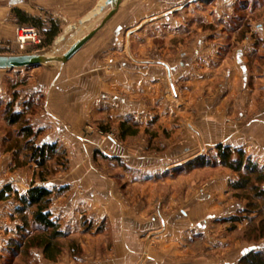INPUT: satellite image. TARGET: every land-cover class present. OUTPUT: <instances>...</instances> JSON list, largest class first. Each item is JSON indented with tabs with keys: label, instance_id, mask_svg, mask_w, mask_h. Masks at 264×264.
Returning <instances> with one entry per match:
<instances>
[{
	"label": "crops",
	"instance_id": "obj_1",
	"mask_svg": "<svg viewBox=\"0 0 264 264\" xmlns=\"http://www.w3.org/2000/svg\"><path fill=\"white\" fill-rule=\"evenodd\" d=\"M103 1L106 0H39V3L53 9L62 22L76 23L89 17ZM188 1L123 0L117 13L65 67L43 73V82L30 89V93L40 91L47 95L46 124L52 125L53 133H57L54 139L46 135L42 144L61 141L70 152V176L65 188L52 196L53 219L65 233L75 232L83 215L100 220L111 231V250L101 256L98 264H203L198 250L191 248L189 242L200 235L207 219L217 216L212 195H168L158 214L154 209L159 196L141 193L137 195L139 201L131 205L109 176L95 177L90 182L89 171L83 173L84 168L88 170L93 164L85 155L95 151H101L107 158L131 157L134 161L141 155L144 144L138 142L136 135L121 138L119 144L102 137L97 127H111L119 134L120 124L138 115L142 88L157 98L156 91L165 84L164 72L173 79L176 88L181 84L182 93L169 102L182 107L176 113L182 125L176 135L193 143L198 136L211 146H243L251 154L256 152L264 163V66L257 72L251 69L247 56L251 46L247 42L234 48L232 57L223 61L211 58L216 54L208 52L203 43L193 49L185 48L182 61H178L181 73L176 70L174 57L169 60L165 57L160 65H142L127 58V47L122 42L129 33L133 41L150 31V42L161 36L168 44L173 35L164 29L173 28L174 10L184 11ZM157 49L132 48L131 52L137 59L148 55L149 60L157 61ZM168 87L171 88L170 83L165 88ZM165 128L170 129L171 125L166 124ZM65 135H72L76 141ZM169 144L174 145L172 141ZM1 162L0 159V165ZM5 182L13 184L14 180ZM79 184L88 190H98L80 195ZM9 224L5 219L0 230L6 231ZM100 236L75 239L87 255ZM36 253L42 258V251ZM72 261L63 256L58 263Z\"/></svg>",
	"mask_w": 264,
	"mask_h": 264
},
{
	"label": "rangeland",
	"instance_id": "obj_2",
	"mask_svg": "<svg viewBox=\"0 0 264 264\" xmlns=\"http://www.w3.org/2000/svg\"><path fill=\"white\" fill-rule=\"evenodd\" d=\"M96 8L92 11V15L82 20L86 21L81 24V22L69 23L65 20L62 22L61 16L55 14L53 9L40 4L39 0H0V54L21 55L57 48L62 55L76 40L99 26L108 10L95 16ZM15 9L25 13L27 10L29 11L27 14L41 19L45 29L50 28L52 21H57L61 33L50 46L42 48L43 39L40 31L19 26L13 12ZM177 10L179 9L174 10L173 28L164 29L168 31V34L173 35L172 39H168V44L161 36L150 42V31L143 33L142 36H136L133 41L130 37L131 33L126 36L122 45L125 43L127 58L130 61H136L142 65H160V61L165 60V57H168V60L174 57L177 63L176 70L181 73L182 67L178 61H182L181 54L185 48L193 49L199 43H203L208 52L216 54L210 56L211 58L223 61L232 57L234 48L247 42L251 46L247 55L251 69L257 72L261 70L260 66H264V0H189L184 11L176 12ZM25 36L31 38L27 39ZM62 37L64 39L56 44V41ZM245 38H248V41H244ZM132 48L147 50L158 48V56L155 57L157 61L149 60L148 55L137 59L131 52ZM65 65H56L51 69L35 67L12 71L0 70V159L2 161L0 186L2 188L10 185L13 190L24 194L26 191L21 192L28 190L34 183L52 190V196L65 188L66 180L70 176V152L61 141L42 144L46 135L54 139L57 133H53L52 125L46 124L48 122L46 94L40 91L30 93L32 87L35 89L43 82V73L61 70ZM211 69L214 70V67L212 66ZM162 79L165 84L156 91L157 98L151 96L148 90L141 89L139 113L125 122L137 130L138 142L144 144L143 148L134 144L142 148L141 155L134 161L131 157L127 160L107 158L101 151H95L93 154L85 155V158L93 164L88 170L84 168L83 173L89 171L90 182L94 181L95 177L109 176L117 183L119 191L124 197L126 196L125 200L131 205L139 201L140 197L137 195L141 193L159 196L154 209L158 214L164 206V198H168V195H176V197L212 195V200L216 203L213 207L217 216L207 219L204 229L199 236L189 242V246L198 250L199 261L203 264H240V260L250 250L264 249V202L261 198H256L251 191H235L232 188V183L238 180V176L220 166L216 156V146L219 144L206 145L198 136L195 143L187 142L178 134L176 135V131L182 127L180 116H176V113L181 111L182 107H175V104L173 106L169 102L172 101L171 98L182 93L181 84L176 88L173 79H169L165 72ZM168 83L171 88H165ZM10 103L13 104L12 111L26 113L28 123L36 132H39L36 137L26 141L20 134L19 125H7L5 113ZM166 118L168 121L165 120ZM166 124L171 125V128H165ZM97 128L102 137H109L120 144V132L118 134L117 131H112L111 127L102 125ZM65 138L76 141L72 135H65ZM171 141L174 143L173 146H169ZM27 142L37 147L44 144H57L60 152L43 169H40L30 158L31 153L26 147ZM222 145L242 149L247 156L264 167V163L257 158L256 152L251 154L243 146ZM202 157L210 159L215 166H188L191 161ZM5 179L6 181L13 179L14 182L5 185ZM67 187L70 188L69 185ZM95 190H88L79 184L77 193L84 195L94 193ZM249 203H255L257 207L252 208ZM16 207L17 203L13 199L0 202V211H3V215L0 216V225L5 223V219L10 222L9 226H6V231L3 228L0 230V264H60L58 262L63 256L73 260L65 264H88V262L98 264L102 259L101 256L111 250V231L104 228L100 220L83 215L75 232H68V237L62 240L64 249L56 262L45 260L43 255L40 258L36 253L41 251L38 249H31L15 257L9 250V241L18 236L15 231L23 226L22 215L16 213ZM7 212L8 214L5 215ZM26 216L30 221L31 212H28ZM236 219L239 220L236 221ZM32 229L30 225L29 230ZM9 232L11 236L8 235ZM94 235L102 237L100 236V240L95 242L94 249L92 248L91 252L87 251L86 255L75 238L84 240L83 237ZM74 245L76 246L73 247ZM146 251L147 249H144L145 254ZM145 254L143 253L144 256Z\"/></svg>",
	"mask_w": 264,
	"mask_h": 264
},
{
	"label": "trees",
	"instance_id": "obj_3",
	"mask_svg": "<svg viewBox=\"0 0 264 264\" xmlns=\"http://www.w3.org/2000/svg\"><path fill=\"white\" fill-rule=\"evenodd\" d=\"M13 12L17 17L19 26L40 31L43 39L42 48L50 46L61 33L57 21H52L50 28L45 29L41 19L19 9H15ZM12 105L11 103L8 105L9 108L5 113L7 125H19L21 127L20 134L26 141L36 137L39 132H36L28 123L26 113L24 111H12ZM136 134L137 130H134L132 126L127 125V123L120 124L121 138ZM27 143L26 147L31 153L30 158L40 169H43L60 152L57 144H44L37 147L29 145L30 142ZM216 156L220 166L237 174L238 180L232 183V188L235 191H251L256 198H261L264 202V167L247 156L242 149L231 148L222 144L216 146ZM188 166L214 167L215 164L211 163L210 159L202 157L191 161ZM12 199L17 203L16 213L22 215L23 226L19 228L21 231L18 230V236L9 241V250L17 257L18 254L29 252L31 249H38L42 251L45 260L56 262L64 249L62 240L66 239L68 234L62 231L57 221L53 219L51 212L52 190L33 183L24 194H20L13 190L10 185L4 186L0 190V202H8ZM249 206L257 207L255 203H249ZM28 212H31L32 216L30 221L27 220L26 216ZM238 220L236 219V221ZM30 225L32 230H29ZM240 264H264V249L250 250L240 260Z\"/></svg>",
	"mask_w": 264,
	"mask_h": 264
},
{
	"label": "water",
	"instance_id": "obj_4",
	"mask_svg": "<svg viewBox=\"0 0 264 264\" xmlns=\"http://www.w3.org/2000/svg\"><path fill=\"white\" fill-rule=\"evenodd\" d=\"M122 1L123 0H106L103 5L99 6V12H95V16L98 13H103L107 10L109 13L103 17L98 27L90 31L84 37L76 40L64 54H59L60 50L57 48L49 51L42 50L35 53L21 55L0 54V70L12 71L35 67L51 69L56 65H65L109 22V20L117 13ZM85 21H81V24ZM63 39L64 37L59 38L58 41H56V44Z\"/></svg>",
	"mask_w": 264,
	"mask_h": 264
},
{
	"label": "bare ground",
	"instance_id": "obj_5",
	"mask_svg": "<svg viewBox=\"0 0 264 264\" xmlns=\"http://www.w3.org/2000/svg\"><path fill=\"white\" fill-rule=\"evenodd\" d=\"M104 4V1L99 5V6H101V5H103ZM96 12H99V7L98 8H96ZM25 38H27V39H29V38H31L30 36H25ZM22 40V39H21ZM23 41H25V40H23Z\"/></svg>",
	"mask_w": 264,
	"mask_h": 264
}]
</instances>
